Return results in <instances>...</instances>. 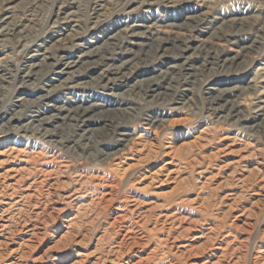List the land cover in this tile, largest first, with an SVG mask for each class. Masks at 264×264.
<instances>
[{
	"label": "rangeland",
	"instance_id": "rangeland-1",
	"mask_svg": "<svg viewBox=\"0 0 264 264\" xmlns=\"http://www.w3.org/2000/svg\"><path fill=\"white\" fill-rule=\"evenodd\" d=\"M1 31L0 264H264V0H0Z\"/></svg>",
	"mask_w": 264,
	"mask_h": 264
},
{
	"label": "bare ground",
	"instance_id": "bare-ground-1",
	"mask_svg": "<svg viewBox=\"0 0 264 264\" xmlns=\"http://www.w3.org/2000/svg\"><path fill=\"white\" fill-rule=\"evenodd\" d=\"M68 18H70L68 15H66L63 19L64 20H66V21H68ZM73 19V18H72ZM8 28V27H7ZM4 32H0V37H1V34H3ZM21 37H23V36H21ZM4 41V40H3ZM211 52V51H210ZM217 54V53H216ZM237 109H238V106L236 105V103H231L230 104V110L232 111V112H235V111H237ZM111 122L113 123V120L111 119ZM135 178H133V180H134ZM120 184H121V180L119 179V182L116 184V185H113V187L114 188H118L119 186H120Z\"/></svg>",
	"mask_w": 264,
	"mask_h": 264
}]
</instances>
